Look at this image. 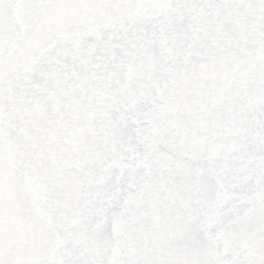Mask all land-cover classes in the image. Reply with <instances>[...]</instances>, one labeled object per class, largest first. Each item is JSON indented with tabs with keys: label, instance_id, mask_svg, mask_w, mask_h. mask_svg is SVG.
Wrapping results in <instances>:
<instances>
[{
	"label": "snow or ice",
	"instance_id": "6c2138e0",
	"mask_svg": "<svg viewBox=\"0 0 264 264\" xmlns=\"http://www.w3.org/2000/svg\"><path fill=\"white\" fill-rule=\"evenodd\" d=\"M0 264H264V0H0Z\"/></svg>",
	"mask_w": 264,
	"mask_h": 264
}]
</instances>
